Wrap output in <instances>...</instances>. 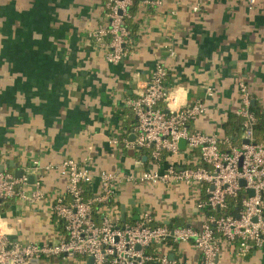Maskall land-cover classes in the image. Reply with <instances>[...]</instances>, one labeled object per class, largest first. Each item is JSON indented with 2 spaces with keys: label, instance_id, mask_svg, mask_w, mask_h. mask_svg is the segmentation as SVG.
I'll list each match as a JSON object with an SVG mask.
<instances>
[{
  "label": "crops",
  "instance_id": "1",
  "mask_svg": "<svg viewBox=\"0 0 264 264\" xmlns=\"http://www.w3.org/2000/svg\"><path fill=\"white\" fill-rule=\"evenodd\" d=\"M106 21L104 0H0L4 170L16 174L26 163L45 166L67 157L88 161L96 172H129L148 164L145 153L125 151L110 140L134 123L127 99L159 62L168 69L166 85L180 106L197 99L206 103V113L192 123L196 130L224 137V123L240 105L242 79L252 102L264 110V0H141L133 50L120 63L108 61L107 49L90 34ZM241 143L242 135L235 146ZM180 148L173 159L189 161L185 140ZM43 174L44 198L10 199L0 207V229L13 242L57 243L63 232L52 208L55 197L66 192V180L57 170ZM140 186L125 184L118 195L126 221L134 223L149 207L157 223L201 225L197 205L205 188ZM174 244L162 251L178 264H202L192 242ZM91 263L77 255L39 264ZM218 264H264V248L242 257L226 242Z\"/></svg>",
  "mask_w": 264,
  "mask_h": 264
},
{
  "label": "built area",
  "instance_id": "2",
  "mask_svg": "<svg viewBox=\"0 0 264 264\" xmlns=\"http://www.w3.org/2000/svg\"><path fill=\"white\" fill-rule=\"evenodd\" d=\"M134 1L108 0L107 21L90 33L107 49V59L112 63H120L133 50L135 39L126 19L131 17ZM167 78L165 64L157 63L147 83L127 99L135 122L123 130L124 135L117 133L110 140L125 151L145 153L148 164L141 169L96 172L88 161L67 157L45 166L38 160L26 163L20 176L0 171V207L10 199L34 203L44 198V172L57 170L66 180V192L53 201L54 217L63 228L57 243L13 242L0 229V264H34L31 260L35 258L41 261L77 255L92 258L91 264H178L162 251L169 242H192L201 253L202 264H218L226 242L242 257L264 248V141L257 140L255 134L257 117L251 109L253 97L246 80L238 83L240 105L235 112L242 118V143L226 151L216 134L192 127L206 113V103L197 99L180 106L166 85ZM181 140L188 145L189 161L173 159L182 152ZM225 142L229 143V138ZM139 158L142 162V156ZM128 183L151 187L183 183L192 189L205 188V196L197 205L203 214L201 225L170 227L157 223L149 207L134 223L123 221L118 195ZM31 187L35 188L30 191ZM240 194V208L235 215L228 214V198ZM150 248L153 251L148 253Z\"/></svg>",
  "mask_w": 264,
  "mask_h": 264
},
{
  "label": "trees",
  "instance_id": "3",
  "mask_svg": "<svg viewBox=\"0 0 264 264\" xmlns=\"http://www.w3.org/2000/svg\"><path fill=\"white\" fill-rule=\"evenodd\" d=\"M108 0H104L105 6ZM141 0H135L134 5L131 7L130 13L131 17L126 19V25L130 30V36L132 39H135L138 32V23L134 21V18L138 11V6ZM252 111L256 114L257 117V124L255 126V134L257 140L264 141V110L262 107L257 103H253L251 105ZM135 122V121H134ZM127 126V123H126ZM127 128V127H126ZM224 137L220 140V147L226 151H229L231 146H235L240 140L241 135L243 133V124L242 118L239 117L236 113H230L228 116V121L224 123ZM124 133H121V136ZM229 138V143L225 142V139ZM138 153H141L140 151ZM242 194L238 195L237 197H230L228 198V214H236L237 210L241 206ZM210 212V211H209ZM218 213V212H217ZM219 214V213H218ZM128 222V221H126ZM170 227L181 226L179 225V221L176 220L169 224ZM170 245L174 244L173 242H169ZM177 244L175 243L174 246ZM151 248L149 249L148 253H151Z\"/></svg>",
  "mask_w": 264,
  "mask_h": 264
},
{
  "label": "water",
  "instance_id": "4",
  "mask_svg": "<svg viewBox=\"0 0 264 264\" xmlns=\"http://www.w3.org/2000/svg\"><path fill=\"white\" fill-rule=\"evenodd\" d=\"M131 138L133 139L134 136H131ZM244 142H245V143H248L249 141H248V139H244ZM181 143H182V142H181ZM3 170H4V165L1 164V165H0V171H3ZM16 175L20 176V175H21V171H17V172H16ZM30 180H31V182H33L34 177L31 176V177H30ZM241 185L244 186V187L247 185V184H246V181H245L244 179L241 180ZM248 193H249V195H253V194H254V191H253L252 189H249V190H248ZM122 220H123V221H126V213H125V206H124V205L122 206ZM138 248H140V246H138ZM90 260L92 261L93 259L90 258ZM31 262L34 263V264H39V263H40V260L37 259V258H35V259H32Z\"/></svg>",
  "mask_w": 264,
  "mask_h": 264
},
{
  "label": "rangeland",
  "instance_id": "5",
  "mask_svg": "<svg viewBox=\"0 0 264 264\" xmlns=\"http://www.w3.org/2000/svg\"><path fill=\"white\" fill-rule=\"evenodd\" d=\"M138 167H139L138 169H141L142 165L139 164ZM142 186H144V185H141L140 187H142Z\"/></svg>",
  "mask_w": 264,
  "mask_h": 264
}]
</instances>
